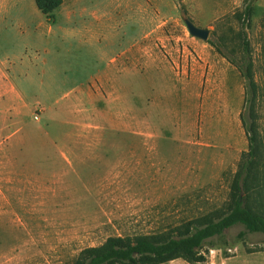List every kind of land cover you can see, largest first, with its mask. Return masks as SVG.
Masks as SVG:
<instances>
[{
  "label": "rangeland",
  "instance_id": "374dc122",
  "mask_svg": "<svg viewBox=\"0 0 264 264\" xmlns=\"http://www.w3.org/2000/svg\"><path fill=\"white\" fill-rule=\"evenodd\" d=\"M64 2L79 9L76 25H93L95 43L55 38ZM13 4L23 10H8ZM62 4L47 17L35 0H0V20L25 19L48 41L35 51L10 27L0 33V64L24 67L17 80L26 102L19 110V165L36 176L0 182V264H70L109 237L168 233L215 215L248 151L244 79L209 42L223 39L230 55L241 57L235 14L244 0ZM185 19L208 29V41L193 37ZM246 32L260 139L252 199L261 202L264 0L254 4ZM16 128L3 126L1 134ZM243 230L235 226L215 238V248L205 246L204 264H264V235L239 239Z\"/></svg>",
  "mask_w": 264,
  "mask_h": 264
},
{
  "label": "trees",
  "instance_id": "16d2710c",
  "mask_svg": "<svg viewBox=\"0 0 264 264\" xmlns=\"http://www.w3.org/2000/svg\"><path fill=\"white\" fill-rule=\"evenodd\" d=\"M35 1L38 9L47 17L62 4V0ZM257 1L244 0L243 9L235 14L237 21L242 24L239 31V59L230 55L223 39H219L218 43L209 41L221 56L239 70L245 84V108L241 121L248 139V151L242 155L224 208L215 215L187 221L168 233L109 237L102 245L83 249L70 264H166L177 259H184L191 264H204L206 257L203 248H215V238H221L226 230L243 226L239 239L247 233L264 235V201L256 202L252 199L257 192L255 169L259 162L260 139L256 112L258 87L246 32Z\"/></svg>",
  "mask_w": 264,
  "mask_h": 264
},
{
  "label": "crops",
  "instance_id": "0c3cea01",
  "mask_svg": "<svg viewBox=\"0 0 264 264\" xmlns=\"http://www.w3.org/2000/svg\"><path fill=\"white\" fill-rule=\"evenodd\" d=\"M10 6H12L8 9L10 11L23 10L17 4ZM78 11L79 9L73 3L64 2L59 8L62 19L54 30L51 28V31L53 30L56 33L55 38L60 41L79 39L83 44L95 43L97 35L93 25L85 20H81V25H76L77 22L73 20ZM8 27L11 28L10 31L13 35H21L20 37H23V40L28 42L25 43L31 50H40L42 44L47 40L45 35L38 31L37 28L31 29L28 27L25 19L0 20V33L7 30ZM2 46L3 44L0 41V48ZM8 49L9 51H14L10 47ZM41 64L44 66V63ZM38 67L36 61H30V68L38 69ZM23 68L21 65L17 66V64L12 63L7 65L0 64V182H4L6 178H10V181L15 183L22 181L21 178L30 182V180H35L36 177L33 174L34 170L32 171L30 167L19 165V110L20 106L26 102L20 96L19 92L21 90L17 80ZM14 125L17 127L16 130L8 132L6 136L1 134L3 126H7V130H9Z\"/></svg>",
  "mask_w": 264,
  "mask_h": 264
},
{
  "label": "water",
  "instance_id": "95a60500",
  "mask_svg": "<svg viewBox=\"0 0 264 264\" xmlns=\"http://www.w3.org/2000/svg\"><path fill=\"white\" fill-rule=\"evenodd\" d=\"M184 22H185V24L187 26V29H188L189 33L193 37L198 38V39H201L203 41H208L209 36H210V31L208 29H204V28L197 27L189 19H185Z\"/></svg>",
  "mask_w": 264,
  "mask_h": 264
}]
</instances>
